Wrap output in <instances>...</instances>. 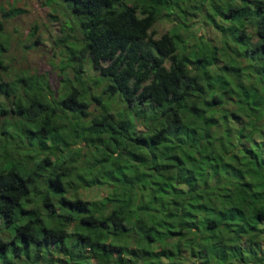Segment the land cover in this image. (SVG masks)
Instances as JSON below:
<instances>
[{
	"label": "trees",
	"instance_id": "obj_1",
	"mask_svg": "<svg viewBox=\"0 0 264 264\" xmlns=\"http://www.w3.org/2000/svg\"><path fill=\"white\" fill-rule=\"evenodd\" d=\"M45 4L47 77L0 7V264H264V0Z\"/></svg>",
	"mask_w": 264,
	"mask_h": 264
},
{
	"label": "rangeland",
	"instance_id": "obj_2",
	"mask_svg": "<svg viewBox=\"0 0 264 264\" xmlns=\"http://www.w3.org/2000/svg\"><path fill=\"white\" fill-rule=\"evenodd\" d=\"M0 7L7 10L18 8L23 11L14 17L1 18L7 47L4 57L9 67L33 76H39L40 73L46 77L49 73L59 75L62 64L70 59L69 52L59 41L69 31L66 26L69 23L74 25L73 21L68 20L63 11L58 10L59 8L54 11L56 5H46L45 0H0ZM155 29L158 33L157 37L164 31L160 24ZM73 34L80 37V33L75 28L71 35ZM37 38H39L38 42H36ZM26 43L28 45L24 47ZM69 64L75 65L76 61H70ZM84 68L91 78H96L97 71H93L88 64ZM65 72L73 78L74 70L67 68ZM83 75L86 77L85 74ZM96 90V93L101 92V87ZM96 108L97 105L93 102L90 111L96 113ZM257 260L253 263H258L260 257Z\"/></svg>",
	"mask_w": 264,
	"mask_h": 264
}]
</instances>
